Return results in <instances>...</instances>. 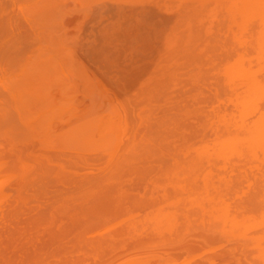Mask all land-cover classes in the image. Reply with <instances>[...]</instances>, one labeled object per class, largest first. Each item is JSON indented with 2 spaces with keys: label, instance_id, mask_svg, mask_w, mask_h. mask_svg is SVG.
Here are the masks:
<instances>
[{
  "label": "bare ground",
  "instance_id": "bare-ground-1",
  "mask_svg": "<svg viewBox=\"0 0 264 264\" xmlns=\"http://www.w3.org/2000/svg\"><path fill=\"white\" fill-rule=\"evenodd\" d=\"M0 264H264V0H0Z\"/></svg>",
  "mask_w": 264,
  "mask_h": 264
}]
</instances>
